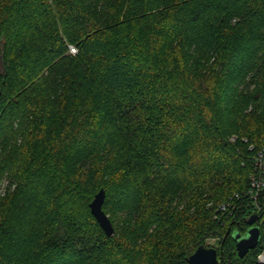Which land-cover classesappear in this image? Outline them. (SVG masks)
Here are the masks:
<instances>
[{"label":"trees","instance_id":"obj_1","mask_svg":"<svg viewBox=\"0 0 264 264\" xmlns=\"http://www.w3.org/2000/svg\"><path fill=\"white\" fill-rule=\"evenodd\" d=\"M0 63V264H257L264 0H0Z\"/></svg>","mask_w":264,"mask_h":264},{"label":"water","instance_id":"obj_2","mask_svg":"<svg viewBox=\"0 0 264 264\" xmlns=\"http://www.w3.org/2000/svg\"><path fill=\"white\" fill-rule=\"evenodd\" d=\"M105 198L106 193L104 189H101L90 203V210L105 234L111 237L114 235L115 230L109 217L103 211ZM261 217L262 215L253 214L247 219L246 224L249 228L245 237L238 239L234 234L239 232L233 233L232 237L236 242V251L240 258H244L251 249L255 248L260 242L262 235L264 236V230L261 231L258 225ZM218 255L219 252L216 248L200 246L192 255L187 257L186 261L188 264H219Z\"/></svg>","mask_w":264,"mask_h":264},{"label":"built area","instance_id":"obj_3","mask_svg":"<svg viewBox=\"0 0 264 264\" xmlns=\"http://www.w3.org/2000/svg\"><path fill=\"white\" fill-rule=\"evenodd\" d=\"M69 51L71 54H77V49L73 46L69 47ZM253 168H254V174L250 175V187L247 192V195L252 200L253 205L256 208V211L254 214L262 215L258 225L260 226L261 223H264V210L259 205V199L264 192V147L257 152V154L253 158ZM236 198L239 197V195H235ZM236 210V204L234 201L227 202L219 207V213L224 217L229 215H232V213ZM261 228V227H260ZM261 231H263L261 229ZM264 236L262 235V238ZM257 264H264V244L262 245L258 255H257Z\"/></svg>","mask_w":264,"mask_h":264},{"label":"rangeland","instance_id":"obj_4","mask_svg":"<svg viewBox=\"0 0 264 264\" xmlns=\"http://www.w3.org/2000/svg\"><path fill=\"white\" fill-rule=\"evenodd\" d=\"M70 47V46H69ZM0 69H1V64H0ZM234 236H236L238 239L240 238H243V237H245L246 236V233L245 234H239V233H236V234H234ZM211 243H216L215 241H211ZM216 248H218V246L216 247Z\"/></svg>","mask_w":264,"mask_h":264}]
</instances>
